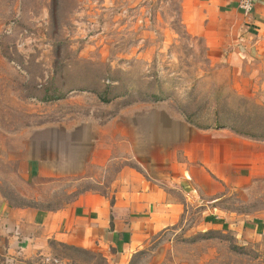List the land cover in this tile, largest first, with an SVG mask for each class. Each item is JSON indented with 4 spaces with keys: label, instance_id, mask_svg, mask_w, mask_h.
<instances>
[{
    "label": "rangeland",
    "instance_id": "obj_1",
    "mask_svg": "<svg viewBox=\"0 0 264 264\" xmlns=\"http://www.w3.org/2000/svg\"><path fill=\"white\" fill-rule=\"evenodd\" d=\"M182 9L0 0V264H32L7 260V204L58 206L91 190L111 198L125 168L182 207L126 264H264V73L256 81L249 64L231 79L187 32ZM252 124L261 136L233 128ZM50 248L38 264H113Z\"/></svg>",
    "mask_w": 264,
    "mask_h": 264
},
{
    "label": "crops",
    "instance_id": "obj_2",
    "mask_svg": "<svg viewBox=\"0 0 264 264\" xmlns=\"http://www.w3.org/2000/svg\"><path fill=\"white\" fill-rule=\"evenodd\" d=\"M239 1L183 0L182 19L187 32L201 41L211 62L232 67L231 79L255 64L260 67L258 81L264 73V0L254 1L249 16ZM249 72L255 82V74ZM113 187L111 198L97 190L85 191L75 202L56 208L7 204L8 215L18 210L25 213V217L15 213L14 218L6 217L10 235L7 260L38 264L36 261L51 255V242L56 241L101 252L113 264H126L153 233L181 218V204L142 172L123 169Z\"/></svg>",
    "mask_w": 264,
    "mask_h": 264
},
{
    "label": "trees",
    "instance_id": "obj_3",
    "mask_svg": "<svg viewBox=\"0 0 264 264\" xmlns=\"http://www.w3.org/2000/svg\"><path fill=\"white\" fill-rule=\"evenodd\" d=\"M110 88V86H109ZM156 95V94H155ZM153 95V96H155ZM157 96V95H156ZM162 96V95H161ZM160 96V97H161ZM52 99H60L62 97V94H54L52 96H50ZM101 98L105 101L109 100L108 98L104 97V95H101ZM194 116L195 115H191V117H187L189 119L190 122H193L194 121ZM228 122H221L218 118H216V120L213 122V124H215L216 126H220V127H226ZM213 125V126H215ZM206 126H209V125H206ZM211 126V125H210ZM235 129L236 132L240 133V134H244V135H251V136H256V137H259L261 136L259 133H255L256 129H258L259 127L252 124L250 127L249 126H246V127H243V128H240V129H236L235 127H233ZM253 133V134H251ZM67 204V203H65ZM61 205H64V204H61ZM61 205H58V206H47V207H44V209H49V208H56V207H59ZM213 233L209 232L208 235H205V236H209L210 235L212 236ZM52 243V242H51ZM61 245H66L68 247H71V248H75V249H81V250H85V251H91L89 249H85V248H81V247H77V246H72V245H67L65 243H59ZM103 256V255H102ZM105 258V257H104Z\"/></svg>",
    "mask_w": 264,
    "mask_h": 264
},
{
    "label": "built area",
    "instance_id": "obj_4",
    "mask_svg": "<svg viewBox=\"0 0 264 264\" xmlns=\"http://www.w3.org/2000/svg\"><path fill=\"white\" fill-rule=\"evenodd\" d=\"M254 1L255 0H240L239 6L243 10L246 16H249L254 10Z\"/></svg>",
    "mask_w": 264,
    "mask_h": 264
}]
</instances>
